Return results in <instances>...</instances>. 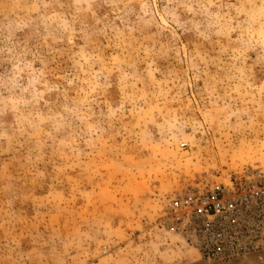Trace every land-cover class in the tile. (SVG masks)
I'll return each mask as SVG.
<instances>
[{
  "label": "rangeland",
  "instance_id": "1",
  "mask_svg": "<svg viewBox=\"0 0 264 264\" xmlns=\"http://www.w3.org/2000/svg\"><path fill=\"white\" fill-rule=\"evenodd\" d=\"M264 169V0H0V264L206 260L164 196Z\"/></svg>",
  "mask_w": 264,
  "mask_h": 264
},
{
  "label": "built area",
  "instance_id": "2",
  "mask_svg": "<svg viewBox=\"0 0 264 264\" xmlns=\"http://www.w3.org/2000/svg\"><path fill=\"white\" fill-rule=\"evenodd\" d=\"M239 184L199 178L164 196L167 230L200 257L230 261L264 245V169L250 168Z\"/></svg>",
  "mask_w": 264,
  "mask_h": 264
}]
</instances>
